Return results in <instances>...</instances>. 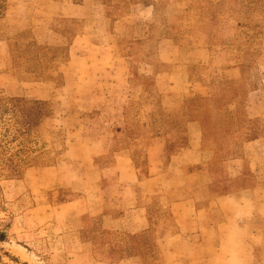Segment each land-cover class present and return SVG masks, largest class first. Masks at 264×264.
<instances>
[{
    "label": "crops",
    "instance_id": "0c3cea01",
    "mask_svg": "<svg viewBox=\"0 0 264 264\" xmlns=\"http://www.w3.org/2000/svg\"><path fill=\"white\" fill-rule=\"evenodd\" d=\"M155 25L154 6L140 0H0V90L46 103L45 123L64 132V159L28 170L25 179L34 225L62 245L50 264L131 263L96 259L87 235L102 232H152L154 264H264L261 140L246 143L244 158L218 162L198 148V137L165 161L154 143L143 167L116 148L117 140L148 133L115 128L121 121L137 129L131 123L144 119L124 114L145 93L132 74L150 79L158 96L177 99L191 91L188 68L211 61L207 48L178 37L156 40L152 57L122 49L148 41ZM247 99L248 117H264V81ZM215 185L240 187L215 193ZM55 197L62 199L49 201Z\"/></svg>",
    "mask_w": 264,
    "mask_h": 264
},
{
    "label": "rangeland",
    "instance_id": "374dc122",
    "mask_svg": "<svg viewBox=\"0 0 264 264\" xmlns=\"http://www.w3.org/2000/svg\"><path fill=\"white\" fill-rule=\"evenodd\" d=\"M122 1L128 4L137 0ZM140 1L155 5L156 25L150 29L148 41L124 44L126 53L141 56L144 50L152 57L156 40L174 36L187 47L198 43L207 48L211 61L205 67L188 68L191 91L177 99L159 97L150 79L132 74V81L142 86L145 93L124 114L130 112L144 119L131 123L137 129L126 123L123 127L121 121L115 128L126 131L127 136L140 129L148 133L125 143L117 140L116 148L131 151L136 165L143 167L144 152L154 143L165 161L198 137V148L217 162L244 158L245 145L252 140L259 139L264 145V117L250 119L246 110L248 93L261 88L264 81V0H256L262 2L252 7L243 6L242 0ZM29 47L34 52L41 51L30 41ZM258 49L261 57L249 61V67L236 59L240 55L246 59L241 50L253 53ZM50 114L44 102L24 101L0 90V264H50L51 257L62 255V245L54 240L57 238L50 229L33 223L29 184L25 181L28 170L64 159V132L45 123ZM245 175L250 178L248 171ZM239 187L215 185L212 191L222 193ZM61 199L49 201L59 203ZM152 234L128 237L102 232L89 234L87 239L100 261L154 264Z\"/></svg>",
    "mask_w": 264,
    "mask_h": 264
},
{
    "label": "trees",
    "instance_id": "16d2710c",
    "mask_svg": "<svg viewBox=\"0 0 264 264\" xmlns=\"http://www.w3.org/2000/svg\"><path fill=\"white\" fill-rule=\"evenodd\" d=\"M260 2H262V1H256V0H242V5L244 6V5H246V6H248V7H252L253 5H255V4H257V3H260ZM153 6H154V8H155V5L154 4H152ZM212 18H213V16H211ZM240 24L238 23L237 24V26H239ZM174 37V36H173ZM191 39V38H190ZM194 45H200V44H198V43H194V44H191L190 46H194ZM259 45H260V43H257V47H259ZM201 46V45H200ZM249 46H252V45H249ZM244 49H246L247 50V48H244ZM259 49H260V47H259ZM259 49L258 50H255V51H253V53H249V52H246V51H242L241 50V53H242V55L246 58V59H242V57H241V55L240 56H238L236 59H241V63L242 64H244V65H246V67H249V65H250V62L249 61H251V62H253V60L255 61L256 59H259L260 57H261V53H260V51H259ZM256 90V89H255ZM159 97H161V96H159ZM161 98H163V97H161ZM1 239H3V235L2 234H0V241H1Z\"/></svg>",
    "mask_w": 264,
    "mask_h": 264
}]
</instances>
